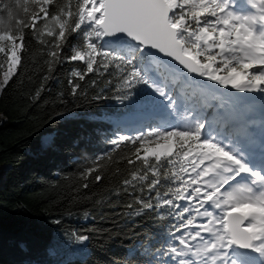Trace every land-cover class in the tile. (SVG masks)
I'll return each mask as SVG.
<instances>
[{
  "label": "snow or ice",
  "instance_id": "obj_1",
  "mask_svg": "<svg viewBox=\"0 0 264 264\" xmlns=\"http://www.w3.org/2000/svg\"><path fill=\"white\" fill-rule=\"evenodd\" d=\"M31 4L30 22L17 20V31H0V69L6 64L0 90L21 63L24 29L40 39L38 22L55 21L58 34L48 31L54 39L45 42L50 71L63 59L86 65L73 73L81 81L89 73L113 76V98L122 107L110 117L92 119H106L116 132L138 130L112 138L104 129L95 131L114 145L112 150L122 142L134 146L128 163L141 161L143 169L123 181L124 191L147 180L142 191L148 194L135 198L140 211L173 221L172 243L158 250L157 264H264V0ZM77 32L82 45H72L71 55L62 58L68 37ZM69 84L75 95L79 84ZM249 94L261 101L258 115ZM73 235L80 244L88 239ZM47 252L54 255L55 249Z\"/></svg>",
  "mask_w": 264,
  "mask_h": 264
},
{
  "label": "trees",
  "instance_id": "obj_2",
  "mask_svg": "<svg viewBox=\"0 0 264 264\" xmlns=\"http://www.w3.org/2000/svg\"><path fill=\"white\" fill-rule=\"evenodd\" d=\"M31 11V0H0V31H17L16 21H29ZM32 31L24 29L21 63L0 90V165L5 167L0 181V264H157L158 250L172 243L168 227L173 221L140 211L135 198L148 194L146 188L142 191L147 180L137 183L135 191H124L123 181L131 180L132 171L142 170L143 164L128 163L134 148L129 142L112 150L114 145L95 130H106L109 138L121 132L106 119H92L121 109L113 98L116 79L89 73L81 81L73 75L86 70L80 61L61 59L50 71L45 42L54 39L48 31L58 34V25L39 21L40 39ZM82 43L79 32L71 34L61 57ZM70 80L80 86L75 95ZM73 234L88 238L85 254L63 260L76 245ZM50 247L54 255L48 254Z\"/></svg>",
  "mask_w": 264,
  "mask_h": 264
},
{
  "label": "rangeland",
  "instance_id": "obj_3",
  "mask_svg": "<svg viewBox=\"0 0 264 264\" xmlns=\"http://www.w3.org/2000/svg\"><path fill=\"white\" fill-rule=\"evenodd\" d=\"M0 59H1L0 63H3L4 57H3L2 54H0ZM4 70H6V64H5V67L3 69H0V73H2ZM216 87L218 88V86H216ZM254 100L261 104V101H260V99L258 97L255 96ZM254 108L256 109V111L259 110V108L257 106H255ZM109 125L112 127L111 124H109ZM130 133H134L136 135V134H138V130L134 129V128H130V129L129 128H125V129L121 130V134L127 135V134H130ZM44 139H45V137L43 138V140ZM4 168L5 167L3 165H0V181H1L3 173H4ZM179 203L183 204V203H186V202L185 201H179ZM177 235H178V233H177ZM79 246H80V243L76 242V245H75L74 249L71 252H69L68 254L64 255V257H62V259L65 260V259H68V258H71V257H74V256L78 257V258H81L85 254V249L83 248V244H82V246H80V247Z\"/></svg>",
  "mask_w": 264,
  "mask_h": 264
},
{
  "label": "bare ground",
  "instance_id": "obj_4",
  "mask_svg": "<svg viewBox=\"0 0 264 264\" xmlns=\"http://www.w3.org/2000/svg\"><path fill=\"white\" fill-rule=\"evenodd\" d=\"M218 90L220 92H233L234 90H231V89H222V88H219L218 86ZM236 95H245V94H241V93H236ZM250 98H251V101H252V104L255 103V95L254 94H249ZM255 107V106H254ZM258 115V114H257ZM0 121H1V118H0ZM130 129V128H129Z\"/></svg>",
  "mask_w": 264,
  "mask_h": 264
},
{
  "label": "water",
  "instance_id": "obj_5",
  "mask_svg": "<svg viewBox=\"0 0 264 264\" xmlns=\"http://www.w3.org/2000/svg\"><path fill=\"white\" fill-rule=\"evenodd\" d=\"M185 71H186V70H185ZM197 79H201V78L197 77Z\"/></svg>",
  "mask_w": 264,
  "mask_h": 264
}]
</instances>
